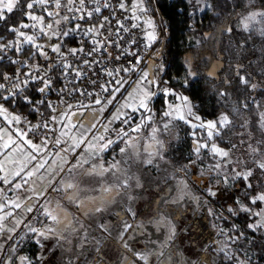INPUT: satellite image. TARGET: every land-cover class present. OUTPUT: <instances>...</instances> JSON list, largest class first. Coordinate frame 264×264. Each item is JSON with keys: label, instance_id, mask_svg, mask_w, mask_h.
<instances>
[{"label": "snow or ice", "instance_id": "6c2138e0", "mask_svg": "<svg viewBox=\"0 0 264 264\" xmlns=\"http://www.w3.org/2000/svg\"><path fill=\"white\" fill-rule=\"evenodd\" d=\"M158 3L0 0V264H264V0H176L190 43L219 22L183 76Z\"/></svg>", "mask_w": 264, "mask_h": 264}, {"label": "trees", "instance_id": "16d2710c", "mask_svg": "<svg viewBox=\"0 0 264 264\" xmlns=\"http://www.w3.org/2000/svg\"><path fill=\"white\" fill-rule=\"evenodd\" d=\"M175 4L176 0H159L157 7L160 11L156 13L157 17L171 22V27L166 34L164 52V57L168 61V69L173 75L179 72L180 75L183 76L184 69L182 67V62L186 57H192L199 65L202 74L210 67L207 57L211 55L213 59L216 58L213 47L214 44L218 45L219 43V37L215 35V29L218 27L219 22L212 20V18L207 19V15H205L203 18V25H197V27L203 32H212L214 35L203 37V43L201 45H196L195 39L190 43L188 37L191 36L192 33L184 27L182 15L176 14L174 8ZM197 35H199V33H197ZM189 94L192 96L195 103L201 105L200 110L207 118H210L209 114L218 111L215 97L210 92L205 91V81L202 76L201 78L192 80L191 92ZM183 127L185 126L181 124V128ZM181 136H184L183 131H181ZM189 143L190 140L187 143L179 144V150L187 152ZM159 175L162 176L163 173ZM152 188L153 186L149 187V189ZM150 194L152 193L150 192ZM191 217L193 218V221L190 223L191 227L198 224L201 230L207 229L208 222L205 220L202 212H198ZM207 230L210 231V229ZM149 247L152 246L149 245Z\"/></svg>", "mask_w": 264, "mask_h": 264}, {"label": "flooded vegetation", "instance_id": "af4514ba", "mask_svg": "<svg viewBox=\"0 0 264 264\" xmlns=\"http://www.w3.org/2000/svg\"><path fill=\"white\" fill-rule=\"evenodd\" d=\"M149 187H152V185H147V186H145L144 187V189L143 190H139V196L141 195V197H145V196H147V197H149V198H152V197H154L155 195H157V192H156V189L154 188V186H153V188L152 189H149ZM150 192L152 193V194H150ZM162 192H163V189H161V194H162ZM151 195V196H150ZM153 195V196H152ZM143 204H144V200H140V201H138V206L139 207H143ZM192 216V214L191 213H189L186 217H182L181 219H180V223L181 224H183V222H184V220H188L189 221V227H191L190 226V223L193 221V218L191 217ZM198 225V224H197ZM196 224H195V226L194 227H191V228H193L194 230H201L200 229V226L198 225L197 226ZM156 238V236H155V234L153 235V239H155ZM137 239H143V237H137ZM170 255H167L165 252L163 253V255L162 256H160L159 257V259H160V261L162 262V264H167V258L169 257ZM89 259H91V257L89 258ZM175 262V260H173V263ZM154 264H155V261H154ZM175 264V263H174Z\"/></svg>", "mask_w": 264, "mask_h": 264}, {"label": "rangeland", "instance_id": "374dc122", "mask_svg": "<svg viewBox=\"0 0 264 264\" xmlns=\"http://www.w3.org/2000/svg\"><path fill=\"white\" fill-rule=\"evenodd\" d=\"M209 18H211V16L210 15H207V19H209ZM159 103V101H157V104ZM77 115H79L82 119H84L85 120V122H87V117H88V115L89 114H85V113H78ZM77 117V116H76ZM76 119V118H75ZM133 171H135V169H133ZM155 175V174H154ZM148 185V183H145V186H147ZM150 185V184H149ZM134 195H138L139 196V190H135L134 191V193H133ZM140 197H141V195H140ZM143 200V199H142ZM180 223V222H179ZM150 231H151V229H150ZM167 255H171V252L170 251H168V250H165L164 251ZM175 263V262H174ZM173 262H172V264H174Z\"/></svg>", "mask_w": 264, "mask_h": 264}, {"label": "built area", "instance_id": "2783aa9c", "mask_svg": "<svg viewBox=\"0 0 264 264\" xmlns=\"http://www.w3.org/2000/svg\"><path fill=\"white\" fill-rule=\"evenodd\" d=\"M159 18V17H158ZM166 42V36H165V38H164V43ZM164 52H165V48H164ZM85 114H88L87 112H85ZM76 120H80V121H84L85 122V120L84 119H82L79 115H77V117H76V119H74V123L76 122Z\"/></svg>", "mask_w": 264, "mask_h": 264}, {"label": "bare ground", "instance_id": "6f19581e", "mask_svg": "<svg viewBox=\"0 0 264 264\" xmlns=\"http://www.w3.org/2000/svg\"><path fill=\"white\" fill-rule=\"evenodd\" d=\"M91 206H92L91 204L88 205V207H91Z\"/></svg>", "mask_w": 264, "mask_h": 264}]
</instances>
